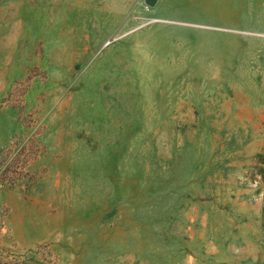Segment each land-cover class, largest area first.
<instances>
[{"label": "rangeland", "instance_id": "1", "mask_svg": "<svg viewBox=\"0 0 264 264\" xmlns=\"http://www.w3.org/2000/svg\"><path fill=\"white\" fill-rule=\"evenodd\" d=\"M0 264H264V0H0Z\"/></svg>", "mask_w": 264, "mask_h": 264}, {"label": "water", "instance_id": "2", "mask_svg": "<svg viewBox=\"0 0 264 264\" xmlns=\"http://www.w3.org/2000/svg\"><path fill=\"white\" fill-rule=\"evenodd\" d=\"M143 1H144V4L149 7H153L157 2V0H143Z\"/></svg>", "mask_w": 264, "mask_h": 264}, {"label": "crops", "instance_id": "3", "mask_svg": "<svg viewBox=\"0 0 264 264\" xmlns=\"http://www.w3.org/2000/svg\"><path fill=\"white\" fill-rule=\"evenodd\" d=\"M158 1H159V0H157L156 4L158 3ZM156 4H155V5H156ZM155 5H154V6H155ZM154 6H153V7H154Z\"/></svg>", "mask_w": 264, "mask_h": 264}]
</instances>
